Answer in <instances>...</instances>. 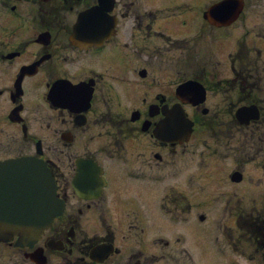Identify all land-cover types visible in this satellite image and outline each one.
Segmentation results:
<instances>
[{
  "label": "flooded vegetation",
  "instance_id": "obj_1",
  "mask_svg": "<svg viewBox=\"0 0 264 264\" xmlns=\"http://www.w3.org/2000/svg\"><path fill=\"white\" fill-rule=\"evenodd\" d=\"M204 1L195 7L194 0H114L112 8H93L99 0H0V160L33 154L41 139L65 204L32 246L16 236L0 240V264H259L251 243L237 259L210 262L161 235L168 228L161 211L178 221L192 212L191 172L184 190L168 180L182 171L179 147L189 152L193 138L167 141L156 127L177 103L180 83L193 76L208 88L212 77L221 80L218 69L204 66ZM87 9L90 29L76 33ZM254 10L257 38L237 40L238 54L264 60V10ZM194 120L197 135L206 120L197 113ZM34 123L44 136L33 132ZM79 158L103 167L98 195L75 186Z\"/></svg>",
  "mask_w": 264,
  "mask_h": 264
},
{
  "label": "rangeland",
  "instance_id": "obj_2",
  "mask_svg": "<svg viewBox=\"0 0 264 264\" xmlns=\"http://www.w3.org/2000/svg\"><path fill=\"white\" fill-rule=\"evenodd\" d=\"M262 1L263 4L258 7L254 6V8L264 10V0ZM213 2L214 0H208V5ZM247 8H253V6L250 7L248 5ZM249 12L251 11L248 10V14ZM239 24L236 23L220 30L213 29L210 26V33L206 38L207 44L205 45L206 56L209 59V68H217L218 66L220 72L223 70L224 74L231 73L229 54L234 49L235 38L233 37H235L238 31ZM250 25L251 28H254L252 23ZM223 32L226 33L225 41L220 37ZM38 95L36 92V96ZM220 99L222 100L221 95L209 90L206 104L211 106L212 103L221 101ZM40 127V124L34 123L33 132L41 135ZM198 138L196 136L193 139V144L189 145V152H178L176 164L182 168V171L176 173V177L174 178L175 182L178 183L180 182V178L185 177L189 171H193L192 219L190 221L171 222L167 217H164L162 218V223L166 222L168 228L166 230L163 229L162 234H170L174 239L179 236V245H183L186 249L190 250L196 260L206 250L209 251V254L213 253L218 260L238 258L239 256H235L231 246L226 242L227 237L223 236L222 230L225 228L224 224L228 218L226 214L230 213L231 203L232 205L233 203H239L237 206H246L248 208L251 202H255V198L261 196V193L264 192V169L260 168L259 164L248 163L245 166V180L240 184H234L230 180V174L236 165L234 157L228 156L226 152L218 154L213 151H207V146L215 143V140L210 136L204 134L199 140ZM198 141L200 142L197 143ZM187 165H191V167L187 169ZM168 182L171 183V179ZM165 185L163 183L162 188ZM182 186L186 187V184L183 183ZM199 214H205L206 219L201 221L198 217ZM190 228L191 231H187Z\"/></svg>",
  "mask_w": 264,
  "mask_h": 264
},
{
  "label": "water",
  "instance_id": "obj_3",
  "mask_svg": "<svg viewBox=\"0 0 264 264\" xmlns=\"http://www.w3.org/2000/svg\"><path fill=\"white\" fill-rule=\"evenodd\" d=\"M239 4L240 0H223L213 5L209 12L214 21L224 22L225 19L233 17ZM183 90L186 94L189 92L187 87ZM258 115L255 105L243 106L237 111V116L243 122ZM178 126L180 124L177 122L178 132L174 130V133L180 137L184 133ZM38 163L40 169L36 166ZM0 166V237L19 232L24 238H35L36 232L49 224L53 216L62 209V205L54 196L49 171L43 162L32 158H18ZM19 173L24 175L17 188L27 187L26 194H20L22 188L15 189L7 183ZM235 175V178L239 179L238 175Z\"/></svg>",
  "mask_w": 264,
  "mask_h": 264
},
{
  "label": "trees",
  "instance_id": "obj_4",
  "mask_svg": "<svg viewBox=\"0 0 264 264\" xmlns=\"http://www.w3.org/2000/svg\"><path fill=\"white\" fill-rule=\"evenodd\" d=\"M246 157H248V154L246 155ZM251 157H249V159H250Z\"/></svg>",
  "mask_w": 264,
  "mask_h": 264
}]
</instances>
